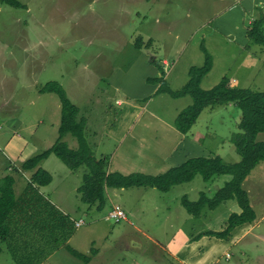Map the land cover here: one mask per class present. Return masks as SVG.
<instances>
[{
    "label": "rangeland",
    "instance_id": "rangeland-1",
    "mask_svg": "<svg viewBox=\"0 0 264 264\" xmlns=\"http://www.w3.org/2000/svg\"><path fill=\"white\" fill-rule=\"evenodd\" d=\"M18 1L22 6L0 0L3 132L10 135L16 128L32 145L46 150L58 137L61 103L57 94L39 89L56 81L78 106L79 117H85L84 134L94 156L107 157L111 171L156 175L189 157L218 155L226 163L241 159L231 142L240 132L237 106L205 107L182 136L173 123L192 98H173L158 91L160 82L147 80L163 77L170 90H179L189 79V69L204 64L205 49L212 67L201 79L202 89L227 76L236 88L263 91L264 45L250 42L246 30L255 8L264 12V0ZM63 140L77 148L72 135ZM256 140L264 142V132ZM10 155L0 141L3 170ZM47 160L64 164L54 154ZM84 170L73 171L82 176ZM230 178L222 174L204 181L196 175L167 192L154 187L110 189L102 209L81 202L79 196L80 209L70 214L83 224L74 228L68 245L89 255L87 264H180L172 254L188 264L196 257V264L201 245L213 252L204 264H264V160L243 183L255 220L235 226L225 239H191L205 236L206 229L223 231L229 217L241 209L232 199L195 217L181 205L182 196L191 201L201 192L212 196ZM119 210L123 217L110 215ZM185 241L189 248H184ZM52 242L53 253L41 264H85L61 245V235ZM1 249L0 264H18L4 245ZM27 254L38 260L32 251Z\"/></svg>",
    "mask_w": 264,
    "mask_h": 264
},
{
    "label": "trees",
    "instance_id": "trees-1",
    "mask_svg": "<svg viewBox=\"0 0 264 264\" xmlns=\"http://www.w3.org/2000/svg\"><path fill=\"white\" fill-rule=\"evenodd\" d=\"M2 3L13 7H20L18 0H1ZM257 13L252 16L246 30L249 41L264 45V12L255 8ZM205 51V61L201 66H192L189 69L188 81L179 89L170 90L162 78H149V82H160L158 91L167 92L173 98L190 96L192 104L182 109L174 120V128L182 134H187L205 107L234 104L240 109L238 128L240 132L234 133L231 142L241 159L238 162L226 163L216 156L189 157L179 165L171 166L162 173L151 175L142 172L122 174L117 171H109L107 157L97 158L94 156L84 134L86 125L85 117H79V108L66 96L62 86L51 81L39 89L40 93H55L61 103V120L58 126V137L46 150H42L23 161L20 164L22 171H33L27 192L17 198L14 189V178L6 175L0 179V252L1 245L10 247L18 264H38L45 258L50 250H45L46 241L57 240L60 235L59 219H65L51 203L44 201L48 208L46 217H40L41 209L39 202L29 193H36L37 186L47 185L51 181V175L40 167L41 163L51 154L58 157L70 170L84 167L81 176V184L77 188L81 202L94 205L96 209H102L107 202L106 189H123L130 187H154L159 191L167 192L174 185L190 182L196 175H200L204 181H209L216 175L227 174L231 178L223 186L219 187L214 195L208 196L201 192L198 199L191 201L186 195L181 198V205L186 211L198 217L205 208L215 209L221 203L235 199L241 209L240 213L232 214L227 226L221 232L208 230L202 233L207 236H216L221 239L227 238L232 229L243 223H251L256 214L252 208L248 192L243 183L254 167L264 160V142L257 141L259 133L264 132V90L253 91L248 88H236L232 86L229 78L224 76L212 88L204 90L200 87L201 79L210 71L212 58ZM159 67H162L153 61ZM164 72V71H163ZM164 75V73H163ZM67 134L72 135L78 141L77 148L71 149L63 140ZM27 197H30L27 199ZM30 211V215L24 218L22 212ZM52 211V212H49ZM73 224L70 233L73 232ZM25 227H30L31 237L22 241L21 237L27 234ZM69 234L61 235L65 248L76 258L87 264L90 256L83 254L68 244L66 240ZM53 237V238H52ZM10 240V242H9ZM21 243L22 245H18ZM65 243V244H64ZM39 245V247H38ZM33 250L38 260L32 258L33 254H24L21 250L28 248ZM40 248V249H39ZM32 259V260H31Z\"/></svg>",
    "mask_w": 264,
    "mask_h": 264
},
{
    "label": "crops",
    "instance_id": "crops-1",
    "mask_svg": "<svg viewBox=\"0 0 264 264\" xmlns=\"http://www.w3.org/2000/svg\"><path fill=\"white\" fill-rule=\"evenodd\" d=\"M20 124H21V122H20ZM22 126H23V124H22ZM22 126H21V128H22ZM11 132L12 133L10 135H8V133L6 131L3 132V129H0V141L5 145V147L11 153L10 158H6L7 161L9 162L6 170H3L1 168V165H0V179L6 175L12 176L14 178V184H13L14 193H15L16 197L19 198V197H22V194H24L25 192L28 193L27 187H29L31 175L33 172V171H22L20 169V164L23 161H25L27 158H29L30 156L40 152L41 150L37 145H34V144L32 145V143L29 142L28 138L22 136L21 132L16 131V128H12ZM178 133H180V132H178ZM182 136H184V134H182ZM41 138L45 139V141L48 139V138H46L45 135L41 136ZM55 140H53V138H52V140H50V145L47 146V148H49L55 142ZM177 145H178V143H177ZM89 146H90V144H89ZM176 149H177V146H175L174 151L172 150L173 153L176 151ZM42 150H44V149H42ZM48 158H50V156ZM48 158H46L41 163L40 167L42 169H44L45 171H47L51 175L50 183L47 185H43V186H37V185L33 184L32 186L36 188V193L35 192L29 193V195L30 196L32 195L34 197V200H37L39 202L40 209H41L40 217H46V215L48 213L49 207H47V205L45 204V202H44L45 200L48 201L49 203H51L58 211H60V213H62L65 216V219H59L60 228H61L60 235L63 236L67 233L69 234V236L65 242L66 244H68V243H70V241L72 240V237L74 235V234H72L73 232L70 233L71 224H73V226H72L73 230H74V228H77L75 226V222L77 220L73 216H71L70 213H73L74 209H80L79 206H76V201H77V199L79 200V194L77 193V188L81 184V183H79V178L81 175H75V172H78V171L70 170L64 164L62 165L61 163L56 162L58 165H56V164L53 165L51 163H48V160H47ZM184 159L182 161H184ZM46 164L48 166L52 165V167L47 168ZM108 168H109V166H108ZM109 171H111L110 168H109ZM76 174H79V173H76ZM109 190L110 189H106V196L107 197H109V193H111ZM29 198L30 197H27V199H29ZM49 212H52V211H49ZM25 213L26 214H24L22 212V215L24 218H27L30 215V211L25 212ZM201 214H202V212H201ZM201 214L199 216H201ZM202 229H206V227L202 228ZM25 230L27 231V234H25L24 236L21 237L22 241H27L31 237L30 232H28V231H30V227H25ZM208 230L209 229H206V230L202 231V233H205ZM247 232H249V230L244 232V234H246ZM200 236L201 235L196 236V237H192L191 239L197 240L196 243H199V242H202V240L206 238V235L203 237H200ZM9 242H10V240H9ZM52 243H53L52 240L46 241L44 243L45 246H48L47 248H45V250H51V252H49V253H53L52 252L53 251L52 246H51ZM183 243H184V248H189L187 241H185ZM3 245L5 246V250L11 255L12 259H14V261H16L14 258L15 256L12 254V250H10V247L8 249L7 245H5V244H3ZM18 245H22V244L19 243ZM38 247H39V245H38ZM30 249H32V248H30V246H28V248H26V250L23 249V250H21V252H23L24 254H27L28 252L33 251ZM199 251H201V253L197 257L196 264H204V262H208L213 256V252H212V249L210 246H207L204 249L203 246L201 245L199 247ZM50 255H52V254H48L45 258H43L41 260L40 264L46 258H48ZM172 256H173L172 258L179 259L180 264H188V262L181 260L180 258H178V256H176L174 254H172ZM195 259H196V257H195ZM195 259L191 264H194Z\"/></svg>",
    "mask_w": 264,
    "mask_h": 264
},
{
    "label": "built area",
    "instance_id": "built-area-1",
    "mask_svg": "<svg viewBox=\"0 0 264 264\" xmlns=\"http://www.w3.org/2000/svg\"><path fill=\"white\" fill-rule=\"evenodd\" d=\"M114 210V209H113ZM112 210V211H113ZM111 211V212H112ZM111 212H109V214L111 213ZM112 217H116V218H121V217H123L124 216V214H123V212L121 211V210H119V211H115V212H112L111 214H110ZM108 218V217H107ZM112 219V218H111ZM121 219H118V220H116V221H120ZM83 224V221L81 220V219H79V220H77L76 222H75V226L76 227H80L81 225Z\"/></svg>",
    "mask_w": 264,
    "mask_h": 264
}]
</instances>
